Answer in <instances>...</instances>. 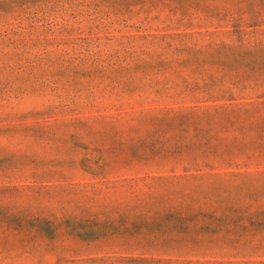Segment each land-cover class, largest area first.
Returning <instances> with one entry per match:
<instances>
[{"label":"rangeland","instance_id":"1","mask_svg":"<svg viewBox=\"0 0 264 264\" xmlns=\"http://www.w3.org/2000/svg\"><path fill=\"white\" fill-rule=\"evenodd\" d=\"M0 264H264V0H0Z\"/></svg>","mask_w":264,"mask_h":264}]
</instances>
